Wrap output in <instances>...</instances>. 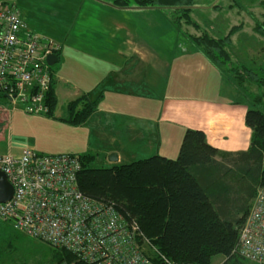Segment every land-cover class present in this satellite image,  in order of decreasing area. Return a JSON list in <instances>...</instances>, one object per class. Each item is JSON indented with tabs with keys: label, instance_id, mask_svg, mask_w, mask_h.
<instances>
[{
	"label": "crops",
	"instance_id": "1",
	"mask_svg": "<svg viewBox=\"0 0 264 264\" xmlns=\"http://www.w3.org/2000/svg\"><path fill=\"white\" fill-rule=\"evenodd\" d=\"M85 2L87 9L77 11L74 21L70 18L69 29L60 35L61 40L46 33L61 45L59 62L52 67L58 100L54 117L27 114L23 105L10 103L0 93V108L8 113L0 115V154H20L35 143L33 149L44 154L98 152L108 165L114 164L109 159L113 152L119 156L115 163L139 159L142 156L138 151L147 155L142 158L159 154L175 159L188 128L204 130L208 141L228 155L249 149L252 129L245 121L249 107L228 94L226 99L204 95L220 91L215 83L222 78V70L193 46L182 55L154 46L158 34L142 19L151 15L156 24L157 13H164V24L174 34L173 8L118 7L111 0ZM227 5L226 13L222 0L211 5L220 12L215 19L222 35L215 37H223L235 25H242L230 44L233 59L237 57L231 49L234 45L248 44L245 50L250 55L263 52L253 44L264 40L255 29L256 20L264 18V0L260 10L249 7L245 15L243 8L239 10L245 20L234 18V4ZM245 28L252 30L241 32ZM156 90L166 93L160 102ZM84 94L91 99L102 96L99 108L81 126L63 122L67 104ZM36 126L63 130L68 150L39 146L35 136L30 135ZM249 201L252 204L254 198Z\"/></svg>",
	"mask_w": 264,
	"mask_h": 264
},
{
	"label": "trees",
	"instance_id": "2",
	"mask_svg": "<svg viewBox=\"0 0 264 264\" xmlns=\"http://www.w3.org/2000/svg\"><path fill=\"white\" fill-rule=\"evenodd\" d=\"M111 3L127 8H173L175 26L186 24L202 31L186 35L198 51L232 76L234 101L241 97L239 101L252 102L245 116L252 129L251 144L247 151L228 155L208 141L204 130L188 128L175 159L156 154L98 167L95 163L100 153H80L81 191L93 199L113 203L129 219L138 221L153 244L175 262L212 264L213 257L221 255L226 258L221 264H253L234 251L240 227L250 212L248 202L264 188V111L260 108L264 104V63L258 67L237 63L230 44L242 25H235L223 37L211 35L193 20V0ZM256 22L255 29L263 36L264 18ZM102 99L84 94L70 101L67 116L61 120L72 126L83 125ZM46 101L49 111L45 116L54 117L58 103L54 83ZM243 197L246 200L241 203ZM63 259L74 258L66 250H56L55 263Z\"/></svg>",
	"mask_w": 264,
	"mask_h": 264
},
{
	"label": "built area",
	"instance_id": "3",
	"mask_svg": "<svg viewBox=\"0 0 264 264\" xmlns=\"http://www.w3.org/2000/svg\"><path fill=\"white\" fill-rule=\"evenodd\" d=\"M60 50L57 41L30 26L17 3L0 1V93L27 114L48 113L53 66L47 58ZM0 169L14 187L12 198L0 203V219L74 258L54 264H195L175 262L138 221L111 202L84 194L79 154L8 152L0 154ZM234 253L264 264V188L240 227Z\"/></svg>",
	"mask_w": 264,
	"mask_h": 264
},
{
	"label": "rangeland",
	"instance_id": "4",
	"mask_svg": "<svg viewBox=\"0 0 264 264\" xmlns=\"http://www.w3.org/2000/svg\"><path fill=\"white\" fill-rule=\"evenodd\" d=\"M0 1H8L15 2L20 7L21 11L26 17L27 22L30 26L44 34H48L54 38L61 40L66 30L69 29L70 18L74 17L72 21H74L75 16L80 13L79 10L87 9L88 2L85 0H0ZM194 1V10L191 13V16L194 21L199 22L205 30H207L211 35L221 36L222 33L216 27V19H218L220 12L214 10L211 5L215 2V0H193ZM234 4V10L232 12V16L239 20L244 19L243 15L247 12L249 7L253 9L261 8V0H222L224 4V10L228 11V3ZM241 6V7H240ZM243 8L244 14L241 15L239 10ZM74 12V13H72ZM222 12V13H223ZM71 14V15H69ZM256 14V13H254ZM154 15V14H153ZM157 23L155 24V19L150 16H145L142 20L147 21V24L150 25L151 29L158 34L157 43L154 45L155 47L163 50L167 49L171 50L174 53L182 55L184 52H187L190 46H193L195 49L196 46L188 39L187 33L201 34L202 31L195 29L192 26H187L184 24L181 25L180 28L175 26L174 34L170 32L165 26V14L158 12L157 15ZM216 18V19H215ZM245 20V19H244ZM262 21V20H259ZM236 22L232 20V23ZM155 25L157 28H155ZM256 26V25H255ZM222 30V29H220ZM252 29L245 28L241 32H251ZM180 33V34H179ZM170 36L174 37V40L170 38ZM257 45H254L255 48L264 50V40L258 39ZM248 44L243 43L241 47H237L234 45L231 49L234 54L237 53V57L239 60L235 61L239 64H245L249 67H258L264 63V51L258 52L256 54H249L246 52L245 47ZM61 51V50H60ZM200 52V51H199ZM177 56V58L179 57ZM57 65V64H56ZM55 66V65H54ZM221 70V69H220ZM217 86L219 87L218 92L216 94L214 91L207 93L205 92V96H209L213 98L214 96H221L226 99V95H231L235 98L236 94L233 93V79L227 72H222V78L216 80ZM232 86V87H231ZM253 91L256 92L254 86L252 87ZM165 92L161 90H156L155 97L158 98V102L165 96ZM172 94V93H168ZM229 96V97H231ZM241 98V97H238ZM9 100V99H8ZM3 101L0 100V107L3 106ZM5 102H7L5 100ZM9 102V101H8ZM10 103H12L10 101ZM20 104V103H19ZM244 106H252V102L246 99L243 102ZM9 108V104L7 105ZM259 108V107H258ZM260 108L264 111V104L260 106ZM6 115V111L0 108V115ZM88 135V132H85ZM30 135L35 136V140L38 141L39 146H43L45 144L51 145L52 150H68L65 146V138L63 130H57L55 128L50 127H41L36 126L34 131L30 132ZM31 149L37 147L35 143H31ZM35 150V149H33ZM37 151V150H35ZM142 157L147 155L144 154L143 151H138ZM95 166H106L107 163H104L102 159V155H100ZM140 157V158H142ZM139 158V159H140ZM138 159V158H137ZM243 197L241 199V203L246 200ZM251 204L250 201L248 203ZM253 204L250 206L252 207ZM241 214V213H240ZM239 214V215H240ZM57 248H53L47 243L32 238L26 233L16 229L10 222H5L0 219V264H54L55 263V253ZM226 258L218 255L213 257L212 264H221L224 262Z\"/></svg>",
	"mask_w": 264,
	"mask_h": 264
},
{
	"label": "water",
	"instance_id": "5",
	"mask_svg": "<svg viewBox=\"0 0 264 264\" xmlns=\"http://www.w3.org/2000/svg\"><path fill=\"white\" fill-rule=\"evenodd\" d=\"M60 56L59 54L52 53L48 55V62L50 65H55L59 62ZM109 159L112 162H117L119 160V156L117 153L113 152L109 155ZM14 193V187L12 183L9 181L6 173L0 169V203L7 202L10 200Z\"/></svg>",
	"mask_w": 264,
	"mask_h": 264
}]
</instances>
